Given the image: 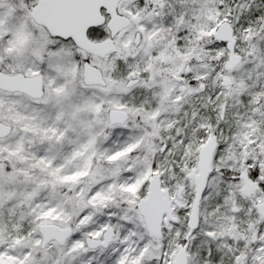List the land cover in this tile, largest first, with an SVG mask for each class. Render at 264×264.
<instances>
[{"label":"snow or ice","instance_id":"6c2138e0","mask_svg":"<svg viewBox=\"0 0 264 264\" xmlns=\"http://www.w3.org/2000/svg\"><path fill=\"white\" fill-rule=\"evenodd\" d=\"M0 264H264V0H0Z\"/></svg>","mask_w":264,"mask_h":264}]
</instances>
